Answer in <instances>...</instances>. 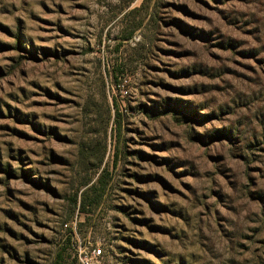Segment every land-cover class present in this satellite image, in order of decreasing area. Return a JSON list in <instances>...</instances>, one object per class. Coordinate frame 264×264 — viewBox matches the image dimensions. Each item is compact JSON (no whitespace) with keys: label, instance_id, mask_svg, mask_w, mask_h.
<instances>
[{"label":"rangeland","instance_id":"obj_1","mask_svg":"<svg viewBox=\"0 0 264 264\" xmlns=\"http://www.w3.org/2000/svg\"><path fill=\"white\" fill-rule=\"evenodd\" d=\"M0 264H264V0H0Z\"/></svg>","mask_w":264,"mask_h":264},{"label":"trees","instance_id":"obj_2","mask_svg":"<svg viewBox=\"0 0 264 264\" xmlns=\"http://www.w3.org/2000/svg\"><path fill=\"white\" fill-rule=\"evenodd\" d=\"M100 182H101V179L96 181V184L91 185V186H88L89 182L86 183L85 187H87V188L81 192V196H80V200H79V208H80V211L82 213L87 211V209L92 207V205L98 204L97 202L102 197V193L96 192L99 188ZM93 193H95V195L93 197L94 201H91L90 196H92ZM74 201L77 202V198H75ZM56 257L59 258L60 256L56 255Z\"/></svg>","mask_w":264,"mask_h":264},{"label":"built area","instance_id":"obj_3","mask_svg":"<svg viewBox=\"0 0 264 264\" xmlns=\"http://www.w3.org/2000/svg\"><path fill=\"white\" fill-rule=\"evenodd\" d=\"M91 255L93 258H98L101 255V251L99 249H97V250L93 249L91 252Z\"/></svg>","mask_w":264,"mask_h":264}]
</instances>
